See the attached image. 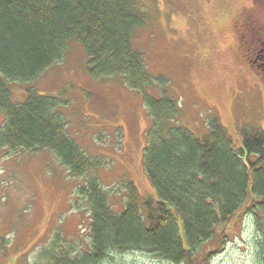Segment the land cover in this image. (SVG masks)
Wrapping results in <instances>:
<instances>
[{"label": "trees", "instance_id": "obj_1", "mask_svg": "<svg viewBox=\"0 0 264 264\" xmlns=\"http://www.w3.org/2000/svg\"><path fill=\"white\" fill-rule=\"evenodd\" d=\"M149 19L142 0H0V149L51 152L74 177L104 164L69 134L66 100L30 85L63 59L71 42L83 47L90 77L119 76L141 91L152 120L143 164L155 197L126 182L125 205L115 211L94 175L78 191L90 214L89 251L70 247L54 255L48 248L44 264H106L130 252L208 264L242 214L256 218L255 259L264 264V130L242 129L236 147L216 118L203 137L180 127L166 79L151 76L133 44ZM14 82L26 85L22 99L13 97ZM153 86L158 96L147 91Z\"/></svg>", "mask_w": 264, "mask_h": 264}, {"label": "rangeland", "instance_id": "obj_2", "mask_svg": "<svg viewBox=\"0 0 264 264\" xmlns=\"http://www.w3.org/2000/svg\"><path fill=\"white\" fill-rule=\"evenodd\" d=\"M142 1L150 19L133 44L151 76L166 79L164 87L178 103L177 124L203 137L216 118L236 147H241L242 129L264 130V55L260 66L253 63L241 32L254 0ZM257 16L264 23V14ZM30 85L66 100L69 134L93 159L104 157V164L74 177L51 152L1 148L0 264H44L48 248L54 255L70 247L88 252L90 214L78 191L94 175L110 192L115 211L125 205L126 182H133L142 196L156 195L143 164L152 120L141 91L119 76L90 77L86 53L77 42L69 43L63 59ZM10 87L15 100L24 97L25 84ZM157 88L147 91L158 96ZM3 119L0 115V124ZM227 229L230 240L208 264H257L256 218L242 214ZM106 264L174 263L130 252Z\"/></svg>", "mask_w": 264, "mask_h": 264}, {"label": "flooded vegetation", "instance_id": "obj_3", "mask_svg": "<svg viewBox=\"0 0 264 264\" xmlns=\"http://www.w3.org/2000/svg\"><path fill=\"white\" fill-rule=\"evenodd\" d=\"M256 10L261 15L264 14V0H254L253 9L251 12H247L245 20L241 25V32L242 37L246 40H244V42H246L244 47L245 51L252 52L254 56L252 62L260 66L261 64H259V61L264 57V23H262L260 17L257 16L258 12ZM256 44H259L262 48L257 50ZM250 45H252V47H249Z\"/></svg>", "mask_w": 264, "mask_h": 264}]
</instances>
